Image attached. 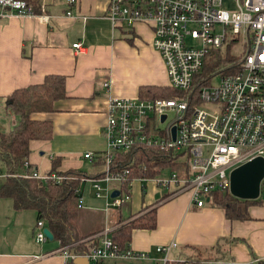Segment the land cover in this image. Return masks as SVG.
Segmentation results:
<instances>
[{
    "label": "crops",
    "instance_id": "1",
    "mask_svg": "<svg viewBox=\"0 0 264 264\" xmlns=\"http://www.w3.org/2000/svg\"><path fill=\"white\" fill-rule=\"evenodd\" d=\"M24 1L33 16L11 13L0 17V131H8L15 122L4 106L6 96L41 83L46 75L62 76L65 96L53 101L50 112L33 115L34 119L50 120L51 135L46 140L29 141L26 162L38 172L51 170L52 161L58 172L82 171L85 163L93 168L83 170L86 174L100 172L98 158L105 148L102 128L108 99L137 97L141 86H167L163 63L151 46V27L145 23L131 28L112 26L105 17L106 0H74L72 4L67 0ZM223 3L233 7L227 0ZM67 10L71 15L65 14ZM40 14L48 16L47 21L43 22ZM75 43L79 48L72 46ZM103 82L108 83L107 88ZM86 152L95 160L83 159ZM24 170L22 166L19 172ZM80 189L81 197L85 190L94 196L88 183H82ZM158 189L152 182L135 180L127 199L117 208L105 207V197L94 196L103 201V209L94 222L99 229L91 231L95 234L87 237L85 250L97 245L100 237H109L113 228L155 206L154 227L133 229L128 242L130 250L145 252L147 258L132 260L161 264L155 246L173 241L176 247L170 250L168 262L264 264V200L258 199L261 184L245 220H229L221 208L208 202L199 208L191 206L186 193L161 200L165 191ZM88 211L82 209L80 216L87 220ZM79 218L77 230L84 235ZM36 220L33 209L17 210L10 198L0 197V264H67L57 250V240L35 241ZM115 260L104 259L98 264Z\"/></svg>",
    "mask_w": 264,
    "mask_h": 264
},
{
    "label": "built area",
    "instance_id": "2",
    "mask_svg": "<svg viewBox=\"0 0 264 264\" xmlns=\"http://www.w3.org/2000/svg\"><path fill=\"white\" fill-rule=\"evenodd\" d=\"M232 2L229 9L223 0H106L105 17L112 26L131 28L145 23L151 27V46L163 63L167 86L176 95L108 99L102 128L105 148L98 158L102 174L80 176L75 190L78 208L82 183L90 185L96 198L105 197V207L117 208L127 199L135 180L164 187L161 200L186 193L189 205L199 208L209 200L211 191H228V174L233 168L254 157L264 160V0ZM11 13L34 15L24 0H0V17ZM65 14L71 15L70 10ZM38 17L43 22L48 19L42 14ZM228 43L236 57L234 72H224L221 67L200 75L206 57ZM72 46L79 48L78 43ZM215 77L218 81L211 84ZM102 86L107 88L108 83ZM140 145L167 153L171 166L154 168L153 176L129 178L127 169L112 168L116 153ZM82 158L95 160L89 152ZM23 168L21 177L42 184L66 178L54 171L38 172L26 161ZM9 175L0 173V179ZM112 191L117 195L112 196ZM43 228V221L37 219L34 238L38 243L47 240ZM175 247L173 241L155 246L161 264L170 261L169 252ZM57 250L67 263L77 256L85 257L88 264L147 258L145 252H134L128 246L119 250L107 236L78 254L59 242Z\"/></svg>",
    "mask_w": 264,
    "mask_h": 264
},
{
    "label": "trees",
    "instance_id": "3",
    "mask_svg": "<svg viewBox=\"0 0 264 264\" xmlns=\"http://www.w3.org/2000/svg\"><path fill=\"white\" fill-rule=\"evenodd\" d=\"M230 51L231 43H228L211 52V56L205 59L200 75L204 76L221 67H224V72H234L236 57ZM197 90L198 85L194 87V93ZM138 93L142 98H171L176 95V92L168 86H141ZM64 96L62 76L46 75L41 83L15 89L5 97L4 106L15 116V122L8 131H0V166L5 174H10L0 179V197L10 198L13 207L17 210L33 209L36 218L44 221L53 239L62 245H69L72 252L78 254L85 251V243L90 240L87 237L93 236L95 232L87 236L78 233L76 220L78 207L75 190L79 186L80 176L97 177L102 173L86 174L84 171L74 169L58 172L54 170L55 161H52L49 171L66 177L59 183L42 184L35 179L23 178L19 175V170L22 169L29 152V141L46 140L51 135L50 120L34 119L33 115L50 112L53 101ZM112 163L113 169H127L128 178L133 175L153 176L156 174L157 167L171 166L167 153L164 154L155 147L141 145L130 151L116 153ZM143 165L147 168L143 169ZM262 184H264V179ZM255 201L257 199H237L226 190H214L210 192L207 202L221 208L229 220H245L248 218L247 207ZM154 210L155 206H152L111 230L109 237L119 250L127 248L133 229L154 227ZM164 264L180 263L171 261Z\"/></svg>",
    "mask_w": 264,
    "mask_h": 264
},
{
    "label": "water",
    "instance_id": "4",
    "mask_svg": "<svg viewBox=\"0 0 264 264\" xmlns=\"http://www.w3.org/2000/svg\"><path fill=\"white\" fill-rule=\"evenodd\" d=\"M164 116L160 117L162 121ZM228 193L240 200H254L259 195L260 184L264 178V160L262 157H254L239 166L233 168L229 174ZM112 191L111 195H117ZM208 201V198L205 199ZM47 240L51 241L53 236L48 228H43ZM71 264H88L83 256H77L71 260Z\"/></svg>",
    "mask_w": 264,
    "mask_h": 264
},
{
    "label": "rangeland",
    "instance_id": "5",
    "mask_svg": "<svg viewBox=\"0 0 264 264\" xmlns=\"http://www.w3.org/2000/svg\"><path fill=\"white\" fill-rule=\"evenodd\" d=\"M229 2V6H232V0H227ZM232 46V45H231ZM230 53L232 54V52L230 51ZM240 53H242V51L240 50ZM233 55V54H232ZM218 81V78L215 77L213 78L210 83L211 84H215L216 82ZM82 169V171H86L88 172L89 170L93 169L92 166H90L88 163H85L83 166L80 167ZM165 174V172H164ZM84 184H87L84 183ZM159 188L158 190L159 191H162L161 193H163L165 191V188L164 187H158ZM82 199H83V202L81 204V208H78L79 209V212L76 216V220L79 218L80 221H79V230L80 232L82 233H85L84 236H87L88 234L92 233L91 231L93 230H98L99 228H95L96 227V224L97 222L95 223V226H94V222L99 218V214H101V210L103 209V201L100 200V199H96L93 194H92V191H89L87 192V190L84 191L83 195H82ZM260 200H264V184L261 185V192H260V196L259 198ZM123 208V207H122ZM84 210V211H88L89 209V215H88V219L86 220L83 219L80 214H81V210ZM122 210V209H121ZM98 211H100L98 213ZM98 213V215H97ZM94 226V229H92V227ZM81 233V234H82ZM83 236V234H82ZM89 237V236H88ZM47 243H53V241H46ZM115 263H113L112 261L111 262H106L105 264H148L146 262V260H132V259H119V258H115Z\"/></svg>",
    "mask_w": 264,
    "mask_h": 264
}]
</instances>
